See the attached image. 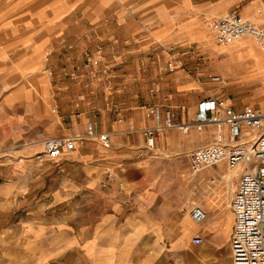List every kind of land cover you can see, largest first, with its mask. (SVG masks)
I'll return each mask as SVG.
<instances>
[{"label":"crops","instance_id":"1","mask_svg":"<svg viewBox=\"0 0 264 264\" xmlns=\"http://www.w3.org/2000/svg\"><path fill=\"white\" fill-rule=\"evenodd\" d=\"M26 7L23 2L22 8ZM44 8V35H53L50 38L60 48L72 46L71 60L62 64L68 74L80 76L74 81L62 78L60 86L67 84V89L59 99H64L63 105L72 108L75 104L85 112L79 118L74 113L57 116L58 124L68 123L64 129L54 130L45 123V108L27 88L10 89L0 98V145L10 144L0 147V154L13 156L0 161V264H156L152 253L160 244L177 254L179 264H232L230 256L215 255L229 244L234 222L225 198L216 194L210 198L213 203L203 204L206 218L201 224H195L188 214L189 219L176 215L172 204L167 207L169 216L162 220L152 216L149 221L145 210L151 197L130 189L133 181L128 169L132 166L123 165L122 160L130 149L145 148L143 132L154 126L145 117L146 107L175 108L176 122L184 123L191 119L197 102L205 98L197 87L200 83L187 75L192 65L189 60L172 73L160 71V64L178 54L161 53L159 48L187 47L188 40L176 42V35L182 32L181 36H188L183 30L196 18L220 17L230 11L250 18L260 10L262 22L264 0H53ZM8 15L0 17V24H14V12ZM22 19L28 22L27 17ZM25 32L22 40L28 42L30 33ZM9 36L13 37L12 33ZM98 45L105 64L116 72L115 79L100 75L96 81L84 74L82 53L88 50L95 56ZM31 50V58L26 60L24 53L22 63L16 66L8 60L11 48L1 49L0 72L23 69L25 60L29 65L33 61L32 69L38 67L34 54L39 55V46ZM144 57L150 61L143 67ZM117 60L120 64L112 65ZM97 67L101 69L103 63ZM112 82L119 86L114 99L109 95ZM42 90L46 93V85ZM32 106H38L40 113L34 123ZM88 118L96 120V133L108 134L109 148L101 147L96 139L86 140L65 160L34 159L47 137L83 135ZM164 131L159 133L155 148H163L164 139L170 148H184V152L211 142L195 132L183 136L178 129ZM218 168L221 171V166L214 167ZM32 201L37 204L32 205ZM95 204L98 210H91ZM164 224L169 237L173 235L170 227L179 228V234L169 242L159 241ZM148 233L155 239L144 241ZM195 236L203 240L201 250L208 253L206 259L192 256L189 247ZM144 249L152 251L147 256Z\"/></svg>","mask_w":264,"mask_h":264},{"label":"rangeland","instance_id":"2","mask_svg":"<svg viewBox=\"0 0 264 264\" xmlns=\"http://www.w3.org/2000/svg\"><path fill=\"white\" fill-rule=\"evenodd\" d=\"M52 1L53 0H0V17L3 16L6 18L9 16L8 14L13 12L15 15L14 24H7L6 22L0 24V50H6V48H11L12 50L9 52V55L10 53L11 55L8 60H12L14 65L18 66L22 63V55L24 53L25 59L27 56L31 58L29 51H32V48L39 46V55L34 54V58H38V67L32 69L31 65L33 64V61H31V65L26 63V60L29 58L28 57L25 60L23 69L19 67L12 73L0 72V98L10 89H17L19 87L27 88L30 90L32 97H34L37 102H40L45 108L46 115L48 116L45 123L48 124V126L50 125V127H53L54 130H57L66 128L68 123V120H60L62 124H58L57 116H69L71 113H74V115L79 114L80 116L81 113H84L85 111H79V107L76 108L75 104L74 106L72 105V108H70L71 105H63L64 99H59L64 96L66 93L65 89H67L65 88L67 87V84L60 86V82L63 80L62 78L71 79V73L68 74L66 71L65 73L62 72L60 67L62 66V63L65 64L71 60V58L69 59L72 55L70 52L73 51L72 46L70 48H60L59 45L51 39L53 38V35H44L46 27L44 25V18L47 16L45 13L46 9L44 7ZM23 2L27 4L25 9L22 8ZM12 6H15V8L12 9ZM33 16H35V18ZM22 17H27L28 22L26 24L23 23ZM208 19L210 18H196L194 19L196 22L190 25L189 28H185L183 30L184 33H188V36H181L182 32L176 35V42L188 40L189 44L187 47H180L178 49H174L173 47H160L159 52L162 53L165 51L170 53V55L171 53L182 55L185 52L191 51L194 52L193 56L196 58L204 59L200 61H204L205 63L204 65L198 67L199 70H196L198 61L190 59L188 56L182 59L183 61L187 59L191 62L192 65L191 68L187 70V75L192 77L195 82L200 83L197 87H200L199 89L204 93L203 97L206 98L208 96H216L221 93L224 97L229 99L235 109H241L244 106L260 107L264 102V54L259 50L253 39L250 37L244 38L245 40H239L230 46H217L206 28V21ZM26 29L30 33V41L23 42L22 35ZM11 33L13 37L9 36ZM10 43H13V46L9 47ZM245 45L247 47H252L254 50L251 52L250 50L247 51V47ZM49 51H52V53L49 55L48 62L46 63L45 55ZM171 57L174 56H170V58ZM82 58L83 68L85 62L84 55H82ZM155 59L158 58L155 57ZM149 61L150 59H147L146 57L142 58L143 67L146 66ZM166 62L160 64L158 68L163 73H172L164 69ZM99 63L101 64L102 62ZM118 64H120L118 60L115 63H112L114 66H117ZM55 66L58 67L55 68ZM84 71V74L88 76L86 70ZM188 71H190V73H188ZM205 71L207 74L219 75L223 77L225 79L224 87L213 85L207 78L198 81L197 73L202 75ZM110 73L111 74H109L108 78L110 80L112 78L115 79L116 72H114L113 67H111ZM74 75H76V79H71V81L79 80L77 78L80 76L78 74ZM100 75L103 74L100 73L99 77ZM127 77L134 78V75L128 74ZM45 85L46 93L42 90ZM118 89L119 86L117 84H113L112 82L111 89H109V95L113 97V99L117 95ZM156 89H158V87L154 89L155 92H157ZM82 90L83 89L81 88L79 93L81 95L83 94ZM157 106L160 107L163 113L168 111L173 112L176 119L177 112L175 108L161 105ZM84 107H86V105ZM63 109L64 112L62 111ZM39 114L38 106H32V123H34L35 118H39ZM185 115H187L186 111ZM32 127H35V124L32 125ZM206 132L208 134L211 130H207ZM182 135L185 136L184 134ZM199 136L211 139L210 136H206L204 134ZM23 143L24 142L21 141L20 145H23ZM9 145L10 144L4 143L0 145V147L6 148ZM99 145L101 146L100 143ZM162 145L163 148H155L152 152H147L144 148L141 150L132 148L129 153H126V157H122L123 165L132 166L131 169H128L130 172V178L133 181L130 189L137 195L142 192L143 195L151 197L149 204H147V209L145 210V218L147 220L151 219L152 216L158 217L159 220L166 218V215H170L171 210H168L167 207H170L171 204L174 206L173 209L175 210L176 215H186V218L189 219L187 214L191 206L199 205L205 211L203 204L213 203L214 201L210 198L216 196V194H220L223 198H225L224 202L229 204V199L239 173L237 176L232 177L231 184L225 183L223 176L230 171H228L223 164L220 165L221 171L219 168L214 169L213 167L211 169L204 170L199 174L192 175L189 171L188 154L193 149L184 152V148H170L166 139L163 140ZM10 158L12 159L13 156L9 154H0V161L2 162L7 161ZM83 160H86L85 155H83ZM141 172H143L142 175H140ZM217 175H221V178L217 179ZM212 178H214L213 185H211L208 181ZM19 203L22 205L23 202L19 201ZM183 203L185 206L181 210ZM31 204L34 205L37 203L32 201ZM151 204L153 206L152 208L149 206ZM102 206L103 204L101 207ZM93 207L94 208L91 206V210H98L97 208L99 206L95 204ZM165 224L163 226L164 232H162V236L159 237V241L169 242L172 237L179 234V228H177V226H174L173 228L169 226L170 229H173V235L169 237L166 232L167 227ZM152 234L153 233H148L147 235H144V241H151L152 239H155L154 234L153 236ZM160 245L161 247L154 250L155 253H152V256L154 257L153 261L156 264H168V262L172 264L174 260V264H179L177 254H172V252H169L164 248V245ZM203 245L204 243L202 240L201 244H193L189 247L192 252V256L195 259L203 260L207 258L208 253L201 250ZM151 251L152 250L150 249H144V253L147 256ZM215 255L218 258L230 256L228 242L226 248L216 251Z\"/></svg>","mask_w":264,"mask_h":264},{"label":"built area","instance_id":"3","mask_svg":"<svg viewBox=\"0 0 264 264\" xmlns=\"http://www.w3.org/2000/svg\"><path fill=\"white\" fill-rule=\"evenodd\" d=\"M259 14L260 10H257L252 17L244 18L239 13L230 11L223 16L208 19L206 28L217 46H230L250 37L264 54V21L259 22ZM51 53L52 51L46 53V63ZM102 53L100 46H96L95 56L88 51L82 53L85 59L83 68L87 75L96 81L100 80V73L103 74L101 76L106 74L107 79L111 74L110 66H104ZM193 54L194 52L190 51L171 57L164 69L174 72L182 68V59L188 56L198 61L196 70H199L198 67L205 63L200 61L204 59L196 58ZM99 62L103 63L101 69L97 67ZM61 65L60 68L65 73V67ZM70 77L76 79V75L72 73ZM197 77L198 81L207 78L213 85H225L223 77L207 74L206 71L202 75L197 73ZM74 116L80 117L79 114ZM174 116L171 111L163 113L157 105L145 109V117L151 119L154 126L143 132L144 149L152 152L159 133L168 129H178L184 135L195 132L198 135L210 136L211 142L208 145L189 152V171L196 175L218 164H223L230 170L241 169L229 199V207L234 217L229 239L230 258L232 264H264V102L260 107L244 106L235 109L229 99L220 93L199 100L189 121L178 123ZM96 125V120L89 118L84 123L83 135L50 136L43 139L41 150L35 154L34 159L49 162L65 160L86 140L92 139H97L102 147L108 148V134L96 133ZM207 130L211 132L207 134ZM130 131L133 129L130 128ZM208 181L211 185L214 184V178ZM188 215L195 224L203 223L206 218V212L199 205L191 206ZM191 242L199 245L202 238L195 236Z\"/></svg>","mask_w":264,"mask_h":264},{"label":"bare ground","instance_id":"4","mask_svg":"<svg viewBox=\"0 0 264 264\" xmlns=\"http://www.w3.org/2000/svg\"><path fill=\"white\" fill-rule=\"evenodd\" d=\"M245 40V39H244ZM244 45V44H243ZM246 46V45H245ZM247 47V46H246ZM247 49V51L248 50H250V52L251 51H253L254 49L252 48V47H247L246 48ZM221 164H218L217 165V167L218 166H220ZM241 171V169L240 168H235V169H233V171H231L230 169H228V171H230V172H228V173H226L224 176H223V178H224V180H225V183L226 184H231L232 182V177L233 176H237L238 175V173H240V171ZM227 194V193H226Z\"/></svg>","mask_w":264,"mask_h":264}]
</instances>
